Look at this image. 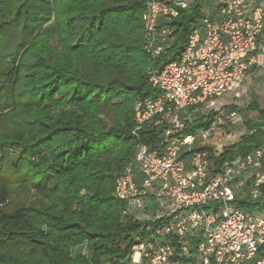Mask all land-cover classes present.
Returning a JSON list of instances; mask_svg holds the SVG:
<instances>
[{"label": "trees", "instance_id": "trees-1", "mask_svg": "<svg viewBox=\"0 0 264 264\" xmlns=\"http://www.w3.org/2000/svg\"><path fill=\"white\" fill-rule=\"evenodd\" d=\"M215 2L180 11L170 22L175 44L153 60L143 50L146 0H0V264H131L137 241L165 220L124 219L127 202L114 196L138 138H158L148 127L132 134L134 105L158 95L149 68L177 60ZM52 22L56 44L43 31ZM226 109L256 116L219 154L196 143L214 173L264 142L256 101ZM213 117L199 115L183 133L208 129ZM14 190L20 197L5 213ZM240 204L255 212L264 201Z\"/></svg>", "mask_w": 264, "mask_h": 264}, {"label": "built area", "instance_id": "built-area-1", "mask_svg": "<svg viewBox=\"0 0 264 264\" xmlns=\"http://www.w3.org/2000/svg\"><path fill=\"white\" fill-rule=\"evenodd\" d=\"M194 1L146 0L143 50L153 60L175 44L170 22ZM260 69L264 0H216L203 9L178 59L149 68L158 95L136 100L132 134L138 138L148 127L158 138L149 144L138 138L133 160L116 177L114 196L127 202L124 219L165 220L149 239L137 241L131 264H264V204L255 212L240 204L264 201V142L216 173L209 151H195L198 143L219 154L224 124L234 127L240 114L216 110L214 100L240 92ZM212 111L208 129L183 133Z\"/></svg>", "mask_w": 264, "mask_h": 264}, {"label": "rangeland", "instance_id": "rangeland-1", "mask_svg": "<svg viewBox=\"0 0 264 264\" xmlns=\"http://www.w3.org/2000/svg\"><path fill=\"white\" fill-rule=\"evenodd\" d=\"M43 31L52 38L53 44L57 43L58 26L54 22L47 25ZM254 101L257 102L261 109H264V69L258 70L255 76L242 87L240 92L225 94L223 97L214 100V108L216 110H221L226 109L228 106L236 105L242 109H245ZM180 114L181 116H184L185 112L181 111ZM239 114L240 118L236 121V125L234 126L237 129L236 131L229 129L228 124H224L223 132L225 134L218 138V150H221L223 147L239 141L240 137L244 133L248 132L244 128L246 121L254 119L256 116L254 111H244L239 112ZM186 151L187 148H184L183 152L185 153ZM18 158L19 154L12 152V160L16 162ZM19 197V192L14 190L13 194L11 195V199H9L12 204H8L5 207V213L12 212L14 206H16L15 200H18ZM149 202L150 201H148V203ZM3 206L4 204L0 205V208ZM153 207H156V205ZM150 221L152 222V217Z\"/></svg>", "mask_w": 264, "mask_h": 264}, {"label": "bare ground", "instance_id": "bare-ground-1", "mask_svg": "<svg viewBox=\"0 0 264 264\" xmlns=\"http://www.w3.org/2000/svg\"><path fill=\"white\" fill-rule=\"evenodd\" d=\"M138 257H139V255H138V254H136V255H135V259L137 260V259H138Z\"/></svg>", "mask_w": 264, "mask_h": 264}]
</instances>
